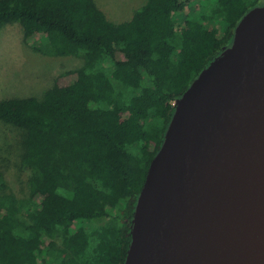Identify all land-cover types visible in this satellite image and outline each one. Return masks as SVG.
Wrapping results in <instances>:
<instances>
[{
  "label": "trees",
  "instance_id": "obj_1",
  "mask_svg": "<svg viewBox=\"0 0 264 264\" xmlns=\"http://www.w3.org/2000/svg\"><path fill=\"white\" fill-rule=\"evenodd\" d=\"M264 0H146L110 20L96 0H0L48 56L83 59L42 97L0 101L18 128L29 195L0 171V264H124L131 223L175 102Z\"/></svg>",
  "mask_w": 264,
  "mask_h": 264
},
{
  "label": "water",
  "instance_id": "obj_2",
  "mask_svg": "<svg viewBox=\"0 0 264 264\" xmlns=\"http://www.w3.org/2000/svg\"><path fill=\"white\" fill-rule=\"evenodd\" d=\"M124 264H264V5L175 102Z\"/></svg>",
  "mask_w": 264,
  "mask_h": 264
},
{
  "label": "rangeland",
  "instance_id": "obj_3",
  "mask_svg": "<svg viewBox=\"0 0 264 264\" xmlns=\"http://www.w3.org/2000/svg\"><path fill=\"white\" fill-rule=\"evenodd\" d=\"M146 0H96L107 17L122 22L132 17ZM39 35L25 37L19 23L0 30V101L14 97H42L56 81L74 80L73 71L82 66L78 56H48L36 48ZM18 128L0 119V171L8 190L21 198L29 195L30 169L21 163L22 145Z\"/></svg>",
  "mask_w": 264,
  "mask_h": 264
}]
</instances>
